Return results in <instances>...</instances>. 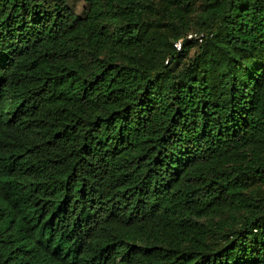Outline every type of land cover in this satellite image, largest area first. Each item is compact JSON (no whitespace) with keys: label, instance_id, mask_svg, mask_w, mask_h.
Here are the masks:
<instances>
[{"label":"trees","instance_id":"trees-1","mask_svg":"<svg viewBox=\"0 0 264 264\" xmlns=\"http://www.w3.org/2000/svg\"><path fill=\"white\" fill-rule=\"evenodd\" d=\"M84 1L0 0V264H264V0Z\"/></svg>","mask_w":264,"mask_h":264},{"label":"built area","instance_id":"built-area-1","mask_svg":"<svg viewBox=\"0 0 264 264\" xmlns=\"http://www.w3.org/2000/svg\"><path fill=\"white\" fill-rule=\"evenodd\" d=\"M204 33L203 32H187L185 34V36L177 39L174 41L173 45L176 48V50H180L182 49V43H183V39L187 38V39H196L198 41H201L203 39Z\"/></svg>","mask_w":264,"mask_h":264},{"label":"rangeland","instance_id":"rangeland-1","mask_svg":"<svg viewBox=\"0 0 264 264\" xmlns=\"http://www.w3.org/2000/svg\"><path fill=\"white\" fill-rule=\"evenodd\" d=\"M69 5L77 14L81 15L86 4L84 0H69Z\"/></svg>","mask_w":264,"mask_h":264}]
</instances>
